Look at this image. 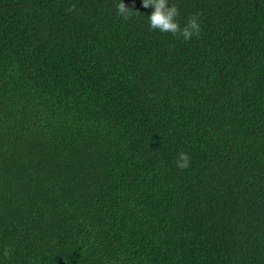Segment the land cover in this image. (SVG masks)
<instances>
[{"label": "trees", "instance_id": "16d2710c", "mask_svg": "<svg viewBox=\"0 0 264 264\" xmlns=\"http://www.w3.org/2000/svg\"><path fill=\"white\" fill-rule=\"evenodd\" d=\"M125 3L0 0V264H264V0Z\"/></svg>", "mask_w": 264, "mask_h": 264}, {"label": "clouds", "instance_id": "9594fccd", "mask_svg": "<svg viewBox=\"0 0 264 264\" xmlns=\"http://www.w3.org/2000/svg\"><path fill=\"white\" fill-rule=\"evenodd\" d=\"M141 5L151 9L146 16L150 30L171 33L173 36L182 37L184 40H189L200 34L201 24L198 12L190 15L186 22L181 25L178 19L180 11L173 0H141ZM115 8L116 15L124 20L129 18L130 12H135L132 7L126 5L125 0H115ZM189 164V154L183 151L179 152L176 158V166L185 169Z\"/></svg>", "mask_w": 264, "mask_h": 264}]
</instances>
